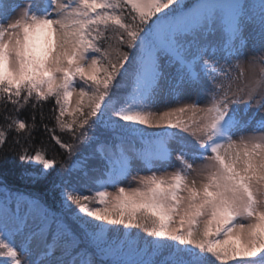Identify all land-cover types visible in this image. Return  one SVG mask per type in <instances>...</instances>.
Returning a JSON list of instances; mask_svg holds the SVG:
<instances>
[{
    "label": "snow or ice",
    "instance_id": "6c2138e0",
    "mask_svg": "<svg viewBox=\"0 0 264 264\" xmlns=\"http://www.w3.org/2000/svg\"><path fill=\"white\" fill-rule=\"evenodd\" d=\"M0 264H264V0H0Z\"/></svg>",
    "mask_w": 264,
    "mask_h": 264
},
{
    "label": "trees",
    "instance_id": "16d2710c",
    "mask_svg": "<svg viewBox=\"0 0 264 264\" xmlns=\"http://www.w3.org/2000/svg\"><path fill=\"white\" fill-rule=\"evenodd\" d=\"M47 107H45V111H47ZM41 135H43V133H41ZM65 139H67V137H65ZM49 150L51 151H60L58 146H55L54 144H49ZM17 171H19V169H17ZM17 185L20 187H23V184H21L19 181H17Z\"/></svg>",
    "mask_w": 264,
    "mask_h": 264
},
{
    "label": "rangeland",
    "instance_id": "374dc122",
    "mask_svg": "<svg viewBox=\"0 0 264 264\" xmlns=\"http://www.w3.org/2000/svg\"><path fill=\"white\" fill-rule=\"evenodd\" d=\"M251 51H252V49H251V47H250V48L248 49V52L251 53ZM169 170H171V169H169ZM141 174H145V173H141ZM124 186L127 187L128 185L125 184ZM132 186H135V182L132 183ZM109 190H110V191H114V189H109Z\"/></svg>",
    "mask_w": 264,
    "mask_h": 264
}]
</instances>
